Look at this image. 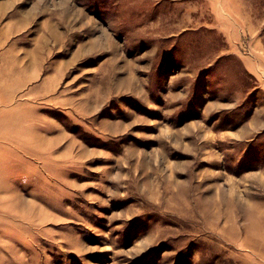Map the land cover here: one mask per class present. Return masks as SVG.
Wrapping results in <instances>:
<instances>
[{
    "label": "rangeland",
    "instance_id": "374dc122",
    "mask_svg": "<svg viewBox=\"0 0 264 264\" xmlns=\"http://www.w3.org/2000/svg\"><path fill=\"white\" fill-rule=\"evenodd\" d=\"M154 1L0 0V264H264V0Z\"/></svg>",
    "mask_w": 264,
    "mask_h": 264
},
{
    "label": "crops",
    "instance_id": "0c3cea01",
    "mask_svg": "<svg viewBox=\"0 0 264 264\" xmlns=\"http://www.w3.org/2000/svg\"><path fill=\"white\" fill-rule=\"evenodd\" d=\"M165 0H155L154 3L155 5L153 6L152 10H149V11H154V9L158 10L159 9V6H160V3L161 2H164ZM205 1H208L209 3H214L213 1L214 0H205ZM171 5H175L174 2L170 1ZM180 5H183V4H180ZM174 7V6H173ZM212 9H215V8H212ZM216 14H215V18L216 20L218 21V24L216 23V25L223 31L224 34H226V30L224 31L221 26H224V23H225V20L224 18H222L218 12V9L214 11ZM190 13V12H189ZM227 26H230L228 23H226ZM229 45H231V42L229 43Z\"/></svg>",
    "mask_w": 264,
    "mask_h": 264
}]
</instances>
